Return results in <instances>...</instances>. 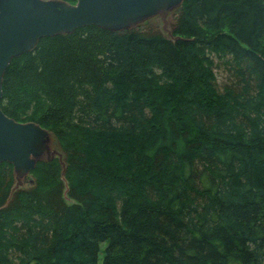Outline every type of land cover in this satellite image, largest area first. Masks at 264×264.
I'll list each match as a JSON object with an SVG mask.
<instances>
[{
  "label": "trees",
  "instance_id": "trees-1",
  "mask_svg": "<svg viewBox=\"0 0 264 264\" xmlns=\"http://www.w3.org/2000/svg\"><path fill=\"white\" fill-rule=\"evenodd\" d=\"M173 16L176 40L87 25L11 60L0 106L50 132L68 191L54 159L10 196L0 163V264H264V0Z\"/></svg>",
  "mask_w": 264,
  "mask_h": 264
},
{
  "label": "water",
  "instance_id": "water-1",
  "mask_svg": "<svg viewBox=\"0 0 264 264\" xmlns=\"http://www.w3.org/2000/svg\"><path fill=\"white\" fill-rule=\"evenodd\" d=\"M75 1L0 0V100L11 60L32 50L40 38L72 33L87 25L118 31L157 15L167 24L168 13L184 0ZM50 139V132L40 124L17 121L0 106V163L13 165L18 185L38 161L54 156L61 159L58 148L51 150Z\"/></svg>",
  "mask_w": 264,
  "mask_h": 264
},
{
  "label": "rangeland",
  "instance_id": "rangeland-1",
  "mask_svg": "<svg viewBox=\"0 0 264 264\" xmlns=\"http://www.w3.org/2000/svg\"><path fill=\"white\" fill-rule=\"evenodd\" d=\"M66 2L73 4L76 1L75 2L74 1H66ZM175 9L171 10L168 13V15L166 16V22H167V24H165L164 20H162V18H161L160 15H157V16H154V17L150 18L148 26H150V27H152L154 29L161 30L163 32L167 31V29L170 26V22H173L174 21L173 11ZM218 81L220 83L223 82V80L220 77H219ZM28 121H30V120H28ZM50 148H51V150L54 149V148H57V146H55L54 142H52L51 139H50ZM33 179H34V177L31 174V172L28 173L26 176H24L23 178H21V184H22V186H28L33 181Z\"/></svg>",
  "mask_w": 264,
  "mask_h": 264
},
{
  "label": "bare ground",
  "instance_id": "bare-ground-1",
  "mask_svg": "<svg viewBox=\"0 0 264 264\" xmlns=\"http://www.w3.org/2000/svg\"><path fill=\"white\" fill-rule=\"evenodd\" d=\"M164 33V35H166L167 37H169L170 39H173V40H176L178 37H174L173 36V34H172V32H171V29H170V26H169V28L167 29V31H165V32H163ZM61 151V150H60ZM61 154H62V156H61V159L59 158V156H54V157H51V158H45V159H42V160H40V161H38V162H41V161H52V160H54V159H57L58 161H59V163L61 164V166L63 167V179L65 180V182H66V186H67V188H66V190H65V193H67V191H68V185H67V181H66V179H65V177H64V172H65V170H66V163H65V161H64V155H63V153H62V151H61ZM37 162V163H38ZM13 169H14V167H13ZM14 178H15V181H14V184H13V186H12V189H11V192H10V196L11 195H13L17 190H20V189H24V188H27V187H29V186H31V185H33L34 183H35V181H34V179H33V181L28 185V186H22L21 184L20 185H18V181H17V178H16V173H15V170H14Z\"/></svg>",
  "mask_w": 264,
  "mask_h": 264
}]
</instances>
